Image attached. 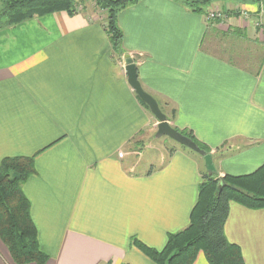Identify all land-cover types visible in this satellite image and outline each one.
<instances>
[{"label": "crops", "instance_id": "obj_1", "mask_svg": "<svg viewBox=\"0 0 264 264\" xmlns=\"http://www.w3.org/2000/svg\"><path fill=\"white\" fill-rule=\"evenodd\" d=\"M212 5L221 22L181 0L128 5L116 17L120 52L94 8L0 29V162L33 157L22 191L44 264H154L132 239L159 250L189 223L201 156L180 145L140 159L155 117L127 82L125 55L169 125L209 149L218 177L264 163V58L251 67L207 45L211 34L262 42L255 2ZM224 233L244 264H264L263 209L230 202ZM201 253L192 264H208ZM0 264H15L1 240Z\"/></svg>", "mask_w": 264, "mask_h": 264}, {"label": "trees", "instance_id": "obj_2", "mask_svg": "<svg viewBox=\"0 0 264 264\" xmlns=\"http://www.w3.org/2000/svg\"><path fill=\"white\" fill-rule=\"evenodd\" d=\"M92 1L96 7L106 11L105 31L113 49L120 52L123 33L116 22L117 14L138 0ZM213 1L184 0L183 4L193 12L202 13ZM76 6V0H0V29L55 12L74 15L80 12ZM176 130L209 153V149L199 143L190 131ZM34 172L33 157H6L0 162V240L15 264H44L47 260L39 248L29 201L22 191V183ZM230 202L264 210V163L244 175L218 177L217 172L203 174L187 227L169 234L164 247L159 250L136 238L132 239V244L154 264H192L199 252L204 254L208 264H244L240 248L229 242L224 233Z\"/></svg>", "mask_w": 264, "mask_h": 264}, {"label": "rangeland", "instance_id": "obj_3", "mask_svg": "<svg viewBox=\"0 0 264 264\" xmlns=\"http://www.w3.org/2000/svg\"><path fill=\"white\" fill-rule=\"evenodd\" d=\"M182 2L184 0H181ZM216 1V0H215ZM219 1V0H217ZM224 1V0H221ZM263 0H259L258 2H255V11L252 13L254 14L253 22L254 26L257 27V29H260L262 39L263 41L260 43H246V42H239L234 36L229 37H215L214 35H210L211 38L210 41L207 42V45L211 47L212 49H215L219 55H222L224 57L230 58L234 60L235 62L247 66L254 67L258 61L262 58H264V4L262 3ZM77 6L76 9L81 11L91 10L95 9L96 12L102 14L106 11L96 7L94 1L92 0H76ZM211 12H220L221 15L219 18L208 19V15ZM202 14L204 15V19L206 22H221V20L225 19L227 17L226 13L220 9L218 6H213L212 2L209 3L203 10ZM243 18L246 20L250 17V14L241 12ZM103 27L105 28L106 25V16L102 20ZM209 40V38H208ZM211 45V46H210ZM168 115L171 114V108L167 109ZM157 130V121L155 118H153V131L150 134V137L148 138V142H145L144 147H142V153L140 154V159L143 160V162L146 161H153L156 157L157 150H161L163 152H169L174 147H179L180 145L176 143L174 140L167 136H162L160 138H155V133ZM140 147V142L138 143ZM138 146V145H137ZM191 151V150H190ZM161 153V152H160ZM195 153V152H193ZM163 154V153H161ZM196 155H199L195 153ZM201 169L202 174H206L205 166H204V160L201 157ZM202 254V253H201ZM203 255V254H202Z\"/></svg>", "mask_w": 264, "mask_h": 264}, {"label": "water", "instance_id": "obj_4", "mask_svg": "<svg viewBox=\"0 0 264 264\" xmlns=\"http://www.w3.org/2000/svg\"><path fill=\"white\" fill-rule=\"evenodd\" d=\"M125 62L127 82L137 97L148 107L150 113L157 120V130L155 137L160 138L162 136H167L179 145L199 154L204 160L206 172L211 175L215 174L216 169L211 153H207L206 151L202 150L193 140L169 125L166 115L161 111L155 98L142 88L138 80L136 65L133 63V60L129 55H125Z\"/></svg>", "mask_w": 264, "mask_h": 264}, {"label": "built area", "instance_id": "obj_5", "mask_svg": "<svg viewBox=\"0 0 264 264\" xmlns=\"http://www.w3.org/2000/svg\"><path fill=\"white\" fill-rule=\"evenodd\" d=\"M221 15V13L219 12H211L209 15H208V18L206 19V20H208V19H214V18H219V16ZM106 26V25H105Z\"/></svg>", "mask_w": 264, "mask_h": 264}]
</instances>
